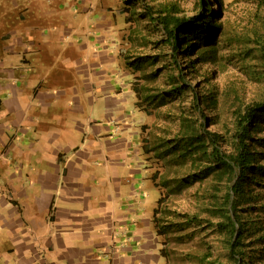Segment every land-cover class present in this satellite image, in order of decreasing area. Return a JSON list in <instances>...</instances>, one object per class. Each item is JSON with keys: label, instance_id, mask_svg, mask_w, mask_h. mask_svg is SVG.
I'll return each instance as SVG.
<instances>
[{"label": "crops", "instance_id": "0c3cea01", "mask_svg": "<svg viewBox=\"0 0 264 264\" xmlns=\"http://www.w3.org/2000/svg\"><path fill=\"white\" fill-rule=\"evenodd\" d=\"M40 1L0 0V264H163L125 15Z\"/></svg>", "mask_w": 264, "mask_h": 264}, {"label": "rangeland", "instance_id": "374dc122", "mask_svg": "<svg viewBox=\"0 0 264 264\" xmlns=\"http://www.w3.org/2000/svg\"><path fill=\"white\" fill-rule=\"evenodd\" d=\"M158 1L178 5L180 15L185 17L198 14L201 8L200 0ZM205 1L224 30L215 34L216 62L202 63L200 66L198 64L197 72H190L189 61L199 59L200 50L205 44L199 46V51L196 47L197 52L193 50L190 56H183L186 51L180 52L181 48L176 55L185 72V80L197 83L199 94L206 92L205 89L209 87L203 82V77L207 73L212 74L218 96L217 106L211 109L200 105L201 110L193 107L192 94L188 91L174 99L166 98L163 104L158 100L147 102L141 109V157L149 171V178L159 191V199L161 198L156 207L155 218L157 231L164 232L159 235L163 264H237L235 258L239 257L238 254H231L229 241L235 242L236 239H230V227H226L223 218L227 209L224 200L228 182L226 179L218 182L219 170L215 169L208 178L189 187H180V180L189 174L198 173L209 163L203 156L195 164L188 157H179V152L173 150L172 142L179 135L184 120V123L193 125L199 132L205 130L218 134L223 152L231 151L238 111L244 113L248 104L263 97L264 2ZM40 4L45 9L73 10L71 0H62V7H58L60 3L55 0H41ZM94 4L98 9H95L97 14L105 10L111 15L113 13L119 18L122 17L123 0H95ZM144 13L143 7L137 8L134 22L127 23L123 34L119 36L117 46L111 51V57L115 58L131 83H139L141 86L144 84L146 95L154 96L169 90L173 82L171 77L177 73L174 71L172 47L167 42L166 34L161 27L144 17ZM137 59H146L148 62L138 70L129 65ZM199 111H203V115L208 117V122L205 123L200 118ZM242 217L248 219L247 214ZM247 231L240 239L241 251L249 255L256 249L264 255V248L254 244L259 243L258 232L261 230H250L252 235Z\"/></svg>", "mask_w": 264, "mask_h": 264}, {"label": "trees", "instance_id": "16d2710c", "mask_svg": "<svg viewBox=\"0 0 264 264\" xmlns=\"http://www.w3.org/2000/svg\"><path fill=\"white\" fill-rule=\"evenodd\" d=\"M200 1V12L194 16L185 17L180 15V7L173 3H159L158 0H123L121 12L126 15V23L134 22L137 8L143 7L144 17L149 18L152 23L163 29L167 36V42L172 47L174 71L177 73L176 76L171 77L173 82L170 89L154 96L146 95L144 84L141 86L139 83H131L138 108L142 109L147 102L157 100L163 104L167 100L166 98L174 99L188 91L192 94L191 104L193 107L201 110L200 105L211 109L217 106L218 96L212 81V74L207 73V76L203 77V82H206L209 87L205 89L206 92L199 94L196 88L197 83H189L185 80V72L176 55L181 48L180 52L186 51L183 56H190L193 50L197 52L199 46L205 44L204 48L200 50L199 59L189 61L190 72L192 73L197 72L198 64L199 66L202 63L213 64L217 60V50L214 47L215 34L217 35L224 30L222 24L216 21L212 9L208 8L207 2L205 0ZM196 47L197 49H195ZM262 54L264 77V49ZM146 62H148L146 59H137L129 65L140 70ZM202 112L199 111L200 118L206 123L208 117L204 116ZM238 113L236 130L232 137L233 141L229 153L223 152L221 149L218 134L215 135L205 130L199 132L193 125L184 123V120L179 135L173 139V150L178 151V156L183 159L190 158L192 164H195L200 156H203L205 161L209 163L198 173L189 174L180 180V187H189L195 182L208 178L213 170H219L217 171L219 176L217 181L221 183L226 179L228 182L226 199L224 200L227 209L223 218L226 227H230V239H236L235 242L229 241L231 254L233 256L239 255L237 259L235 258V263L262 264L264 255L256 249L253 250L254 253L246 255L240 249L242 246L240 239L247 230L250 235L253 234L250 230H261L258 232L260 234L259 243L254 244L264 248V219L262 220V216L264 217V88L261 100L248 104L244 108V113L243 111H238ZM152 179L154 180V177ZM160 201L161 198L158 199L157 204ZM156 213L157 209L154 210L153 220L156 228H158ZM246 214L248 219L242 217ZM249 216H254V218ZM157 232L158 235L164 234L160 230ZM161 255L163 256V249H161Z\"/></svg>", "mask_w": 264, "mask_h": 264}]
</instances>
